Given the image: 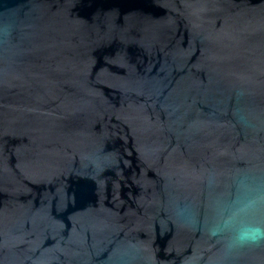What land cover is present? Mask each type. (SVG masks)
Returning a JSON list of instances; mask_svg holds the SVG:
<instances>
[{
	"label": "water",
	"instance_id": "obj_1",
	"mask_svg": "<svg viewBox=\"0 0 264 264\" xmlns=\"http://www.w3.org/2000/svg\"><path fill=\"white\" fill-rule=\"evenodd\" d=\"M241 170L264 173V0H0V264H212L176 212Z\"/></svg>",
	"mask_w": 264,
	"mask_h": 264
},
{
	"label": "clouds",
	"instance_id": "obj_2",
	"mask_svg": "<svg viewBox=\"0 0 264 264\" xmlns=\"http://www.w3.org/2000/svg\"><path fill=\"white\" fill-rule=\"evenodd\" d=\"M209 184L221 185L212 175ZM207 217L192 205L177 209L180 224L192 231L203 230L207 239L219 245L212 264H233L245 249L264 247V173L241 170L227 177L222 190L208 203Z\"/></svg>",
	"mask_w": 264,
	"mask_h": 264
}]
</instances>
